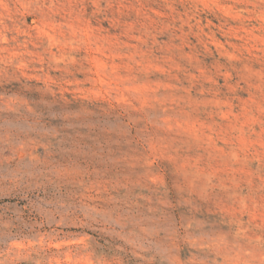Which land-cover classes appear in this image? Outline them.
I'll list each match as a JSON object with an SVG mask.
<instances>
[{"label": "rangeland", "instance_id": "1", "mask_svg": "<svg viewBox=\"0 0 264 264\" xmlns=\"http://www.w3.org/2000/svg\"><path fill=\"white\" fill-rule=\"evenodd\" d=\"M0 264H264V0H0Z\"/></svg>", "mask_w": 264, "mask_h": 264}]
</instances>
